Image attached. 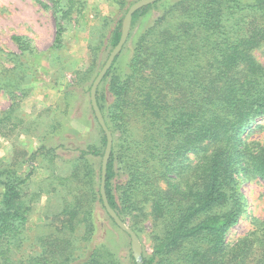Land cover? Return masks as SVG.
<instances>
[{"label":"trees","instance_id":"1","mask_svg":"<svg viewBox=\"0 0 264 264\" xmlns=\"http://www.w3.org/2000/svg\"><path fill=\"white\" fill-rule=\"evenodd\" d=\"M49 1L64 11L62 19L85 4ZM165 2L135 13L122 63L120 54L97 90L113 136L106 180L110 206L125 223L130 220L139 239L144 224H152V252L143 253L144 264H264V221L255 219V229L233 247L227 243L246 207L236 176L242 172L264 182V140L245 136L264 129L257 124L264 119V62L255 56L264 47V0ZM150 17L147 25L140 21ZM122 28L121 21L111 34V51ZM14 40L23 54L32 53L21 37ZM18 59L22 64L12 72L20 70L19 76L0 80V91L25 97L28 76L19 69L25 58ZM91 110L101 138L86 142L61 171L54 168L39 193H27L31 173L0 160V264H119L102 234L100 212L118 226L101 197L102 161L97 167L95 159H103L107 136L92 105ZM25 126L17 106L0 115L4 139ZM53 133L40 138L44 144L22 165L41 158L54 164L56 150L66 145L55 142L63 133ZM187 154L195 161L185 160ZM121 170L126 181L117 198L112 185ZM43 193L60 200L53 208V196L48 198L35 227L34 252L20 257L16 238Z\"/></svg>","mask_w":264,"mask_h":264},{"label":"rangeland","instance_id":"2","mask_svg":"<svg viewBox=\"0 0 264 264\" xmlns=\"http://www.w3.org/2000/svg\"><path fill=\"white\" fill-rule=\"evenodd\" d=\"M139 1L141 0H83L85 4L82 7L69 18L62 19L64 11L55 9L49 0H0V80L19 76L20 70L16 73L12 71L22 64L18 59L20 56L25 58V65L19 69L28 76L27 82H22L24 88L28 89L25 97L13 89L0 91V115L12 106H17L27 125L24 128H28L27 131L22 128L10 140L0 137V160L17 163L24 175L32 174L27 189L29 197L39 193L54 168L61 171L66 167L65 161H72L79 156L80 150L85 149L86 142L101 138L91 110V88L113 51L108 45L113 30L121 21L124 22L129 9ZM178 1L166 0L165 6ZM153 20L150 17L140 21L147 25ZM60 30L61 36L58 39ZM14 37H21L25 47L30 48L32 53L23 54ZM129 47L123 54L124 58L130 56L133 42ZM255 56L264 62V47L256 51ZM257 124L264 127V119ZM49 131L54 132L55 138L63 133L61 141L55 142H65L66 145L65 149L56 150L58 158L54 160V164L41 158L37 163L22 165L44 144L40 138ZM245 136L264 140V129H255ZM53 144L47 143V147L50 148ZM21 151H25V155H21ZM16 158L20 160L17 161ZM195 159L194 154L185 156V160L194 162ZM101 161L103 159H95V165L99 167ZM236 178L245 194L246 207L238 225L227 235L229 247H233L255 229V219L264 221V182L258 178L245 177L242 172ZM125 181L122 170L118 171L112 185L117 198L122 194ZM50 196H53L50 205L57 207V200L60 199L56 195L43 193L40 203L35 204L28 215L26 228L16 238L18 244L14 250L18 256L33 254L35 227L41 223L42 213ZM99 214L106 224V230L102 234L105 235L109 248L116 253L119 264H135L130 236L113 226L103 212ZM126 225L131 229L130 220H127ZM143 228L140 239L142 255L144 252H152L153 229L150 222H146Z\"/></svg>","mask_w":264,"mask_h":264},{"label":"water","instance_id":"3","mask_svg":"<svg viewBox=\"0 0 264 264\" xmlns=\"http://www.w3.org/2000/svg\"><path fill=\"white\" fill-rule=\"evenodd\" d=\"M162 0H141L137 3H135L128 11L124 22H123V28H122V36L119 44L114 48L111 55L109 56V59L107 60L105 66L100 71L99 75L97 76L96 80L93 83V86L91 88V105L93 107V110L95 112L96 118L98 120L99 125L105 132L107 136V146L105 150V154L102 161V182H101V197L103 200V205L109 214V216L114 220L116 225L125 233H127L131 238V247H132V255L135 259L136 264H144L143 256H142V246L140 243L139 237L136 235L134 231L128 228L126 223L118 216L116 211L110 206L107 193H106V180H107V170H108V163L112 155L113 150V136L111 131L108 129L105 119L103 117V114L98 106L97 102V90L101 83L103 82L105 76L112 68L116 58L121 54L124 46L126 45L129 35L132 28L133 23V17L136 12L139 10L148 7L152 4H155L157 2H160Z\"/></svg>","mask_w":264,"mask_h":264}]
</instances>
